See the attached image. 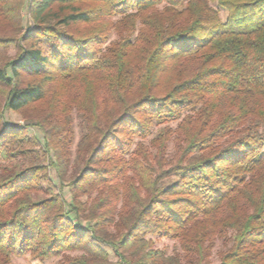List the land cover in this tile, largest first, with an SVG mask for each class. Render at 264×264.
Masks as SVG:
<instances>
[{
  "label": "trees",
  "instance_id": "trees-1",
  "mask_svg": "<svg viewBox=\"0 0 264 264\" xmlns=\"http://www.w3.org/2000/svg\"><path fill=\"white\" fill-rule=\"evenodd\" d=\"M115 17L120 37L102 51ZM0 24L12 30L0 49L18 50L0 60V94L8 110L34 113L42 135L0 126V264L66 251L84 253L62 264H110L106 248L123 264H213L216 239L226 247L216 264H264V0H0ZM75 110L84 133L72 177ZM169 123L182 157L161 177L136 161L140 187L127 183L114 233L110 212L37 198L44 168L22 163L38 142L74 193L102 184L117 198L121 155ZM159 237L180 240L184 259L155 249Z\"/></svg>",
  "mask_w": 264,
  "mask_h": 264
},
{
  "label": "rangeland",
  "instance_id": "rangeland-1",
  "mask_svg": "<svg viewBox=\"0 0 264 264\" xmlns=\"http://www.w3.org/2000/svg\"><path fill=\"white\" fill-rule=\"evenodd\" d=\"M23 19V24L25 26L30 25L31 20H29V16L27 12L24 10L21 14ZM222 20L226 19V14L221 12L220 15ZM17 20V19H14ZM121 17H115L108 20L110 29L109 38L107 42L102 45V51H105L107 47H110L113 43L118 41L120 34L117 31V25L121 23ZM5 24H0V27H4ZM140 21L137 24V30L132 36H136L141 28ZM4 35L8 36L12 33V30L6 25L4 29L0 31ZM124 36L129 35V32L124 31L122 33ZM18 50L14 45H9L0 49V60L2 58L6 59H14L17 56ZM4 60V62H5ZM6 97L3 94H0V126L3 122L8 123L13 127H28L27 134L29 137H38L42 138L41 133L38 128L33 124L28 122L34 113L27 112L26 115H22L19 113L12 112L5 107ZM73 118V131H74V143L69 148L70 149V165L68 168V176L75 175V165L76 164V155L78 144L84 133V125L83 120L81 118V114L76 110L72 114ZM179 123H169V124H161L154 126L151 135L147 138H135L133 146L130 152L126 155H121L124 167L120 176L111 182L114 188L119 190V196L116 198L111 195V189L109 187L102 184L97 185L93 190L88 193H83L81 191H74L67 186V184H62L58 180V176L56 170L50 166L51 160H56L55 153L52 152L49 154L48 152L43 151V148L40 144H34L28 147V151L30 155L27 158L22 159V163L24 166H40L42 169V175L40 179V184L43 186L45 193L36 194L37 198H49L48 191H52L55 194L60 195V197L65 200L67 203H71L73 199H78V201L82 202L85 208L87 209V214L92 211L97 210L96 214L111 213V223L107 226V230L111 233L116 232V224L119 219V215L123 213L124 200L126 196L131 200L132 192L128 190L127 183L134 184L136 187H140L139 178L137 176L136 170V161L137 163L144 164L149 170L150 173L154 177L158 175V177L163 176V170L169 171L170 167L176 164L182 157V146L184 145V136L179 129ZM163 134H166L164 136ZM85 164V163H84ZM81 163V167L84 166ZM104 164H101L102 166ZM80 167V164L78 165ZM165 174V175H166ZM46 175V176H45ZM44 176L46 178H44ZM48 178H50L51 182H48ZM170 177H167L163 181L169 183L168 180ZM110 185V184H109ZM141 198H146L148 195L144 189L140 192ZM77 195V198L75 197ZM101 198H105L109 201L110 207H105V205H101ZM108 203V204H109ZM100 204L101 207L99 209H95L97 205ZM107 204V203H106ZM103 206V207H102ZM114 221V222H113ZM113 222V223H112ZM154 248L159 249L165 252L166 256H180L181 259H184L185 253L182 248V242L180 240H172L169 238H155ZM226 250L225 244L221 239L215 240V245L211 252L210 260L213 264H216L220 261V257L222 252ZM108 252V262L110 264H123L122 261L117 257L114 251L110 248H106ZM84 251H66L62 254V256L52 258L51 260L40 262L32 258L30 254H27L23 257H15L12 259V264H62L65 263L64 257H79L83 255Z\"/></svg>",
  "mask_w": 264,
  "mask_h": 264
}]
</instances>
